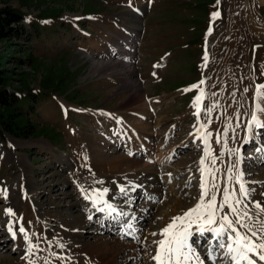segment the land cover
<instances>
[{
    "label": "rangeland",
    "instance_id": "374dc122",
    "mask_svg": "<svg viewBox=\"0 0 264 264\" xmlns=\"http://www.w3.org/2000/svg\"><path fill=\"white\" fill-rule=\"evenodd\" d=\"M5 7L23 14L24 31L0 37V75L32 132L19 137L0 131V189L7 190L6 196L0 194V264H102L92 256L96 249L99 256L111 255L113 264H154L162 228L198 202L202 137L212 133L213 142L203 168L227 173L233 164L228 150L236 149L240 134L227 121L220 99L236 88L246 109L244 124L264 99L255 87L264 85V2L0 0V9ZM135 87L145 94L143 123L137 112L120 107ZM201 91L202 141L199 103H194ZM177 94L181 99L172 100ZM148 96L158 107L150 118ZM141 139L154 145L151 156L162 155L148 158L157 159L156 165L138 150L127 151L130 142L145 149ZM258 149H264L261 129L236 149L250 202L264 196V150ZM133 181L138 184L132 186ZM142 182L146 186L140 189L151 188L145 197ZM104 189L119 210L141 217L133 220L141 224V244L137 233H131L132 241L130 234L115 236L120 227L113 233L103 230V212L89 218L91 204L95 207ZM114 202L109 201L117 209ZM139 206L145 212L138 213ZM115 239L118 246L112 245ZM132 242L140 245L120 250Z\"/></svg>",
    "mask_w": 264,
    "mask_h": 264
},
{
    "label": "snow or ice",
    "instance_id": "6c2138e0",
    "mask_svg": "<svg viewBox=\"0 0 264 264\" xmlns=\"http://www.w3.org/2000/svg\"><path fill=\"white\" fill-rule=\"evenodd\" d=\"M218 13H213V16ZM206 59V57H205ZM204 83L203 80L200 81ZM192 87H196L193 85ZM245 92L248 89H244ZM204 96L203 91L200 95L194 98V103H199ZM257 97L264 98V85H258L256 91ZM216 105L208 108L211 112ZM256 113L250 115V120L246 123L248 132H253V129L264 130V120L260 116H264V99L261 103L256 104ZM200 109L197 108V115ZM254 134V133H253ZM212 133L203 136L204 139V156L200 160V164L204 165L205 158L210 153L209 137ZM227 132L225 131V136ZM220 136L217 135L216 143H220ZM235 139V137H233ZM225 144L227 140L224 141ZM264 149H258L261 151ZM230 155H237L238 150L229 149ZM223 153H221L222 155ZM218 157L212 158V164H216ZM240 159L237 158L235 163L229 165L227 169V179L236 181L232 185L231 190L228 186L224 187L223 198L217 202V192L219 185L215 182V171L212 172L211 188L216 191L211 193L208 190L207 180L203 175L204 169L201 168V194L198 202L192 208L183 212L171 219V222L161 230L160 235L164 237L157 241V251L153 256L154 264H204L198 251V245L203 243V239L208 240L206 248L208 259L215 264L216 257L214 255L216 249H226L224 255L228 260V264H264V202L252 201L251 204L247 203L250 200V189L247 187V182L243 179V171L239 168ZM238 186V187H237ZM98 191V190H94ZM104 189L100 195L107 193ZM121 193H126L127 189L121 187ZM0 194L7 195L6 189H0ZM92 199L91 196L86 197ZM106 207L111 211L116 209L105 202ZM254 206L258 211L255 213L250 211V207ZM103 211V209H101ZM119 215H127L120 212ZM91 218V217H89ZM247 221H254L251 225ZM256 225H259L257 228ZM195 226V227H194ZM132 228V225H128ZM20 231H24L22 228ZM153 235H157L153 233ZM27 239V237H26Z\"/></svg>",
    "mask_w": 264,
    "mask_h": 264
},
{
    "label": "bare ground",
    "instance_id": "6f19581e",
    "mask_svg": "<svg viewBox=\"0 0 264 264\" xmlns=\"http://www.w3.org/2000/svg\"><path fill=\"white\" fill-rule=\"evenodd\" d=\"M259 2H264V0H258ZM252 23V22H251ZM249 26V25H248ZM254 26V25H253ZM253 29V28H252ZM97 64V63H96ZM96 67H99V64L98 65H95ZM100 69V68H99ZM98 69V70H99ZM124 88H128L129 87V85H127V84H125L124 86H123ZM136 88V89H135ZM134 89L135 90H133V92L130 94V96L125 100V101H123V103H122V105L120 106L121 108H127V109H129V110H133L134 112H137L138 114H139V116L140 117H143V118H141V119H139V120H141V122L143 123V119L145 118L144 116H146L147 117V115H146V113L145 112H147L146 111V103H144V104H141L140 102L142 101V99L144 98V96H145V94H143V91H141V89H140V87H135ZM228 94H230L229 95V97L228 98H221L220 99V105H221V108H224L223 110L226 112V113H228L227 115L229 116V118H228V120L227 121H230V125L231 126H233V127H236L237 128V132L240 134V136H239V138H238V145L236 146V149H237V147L239 146V144H240V141H242L243 139H245V138H249V137H255V129H253V132H248V130H247V128H246V123L244 124V116H245V112H246V109H245V106H244V102H243V100H242V97L240 96V94L239 93H236V88L235 87H232V88H228ZM237 95V96H236ZM258 103H261V100H259L258 101ZM148 108V110H149V107H147ZM233 112H235V114L237 113V116H236V118L235 119H233ZM260 118L262 119V120H264V116H260ZM226 120V119H225ZM246 120V119H245ZM137 121H138V119H137ZM136 121V122H137ZM138 122H140V121H138ZM139 124V123H138ZM254 133V134H253ZM238 134V135H239ZM244 137V138H243ZM241 138H243V139H241ZM202 139H203V137H202ZM211 139H213L212 137H211ZM211 141H214V140H211ZM203 142H204V139H203ZM213 144V142H209V147H211V145ZM204 146H205V144H204ZM234 148V147H233ZM232 148V149H233ZM235 149V150H236ZM219 157H221V156H219ZM208 158V157H207ZM206 158V159H207ZM237 158H239L240 159V163H241V158L239 157V156H237V155H231V156H229V159H228V161H231L232 160V162L233 163H235V161L237 160ZM208 160V159H207ZM242 166V165H241ZM204 172H203V175H204V177L206 178V180H207V186H208V190H209V192L211 193L212 191H216L215 189H213V188H211V184H212V172H210L209 171V167H207V166H204ZM241 169V168H240ZM244 173V172H243ZM245 174V173H244ZM201 175V172L199 173L198 172V175L197 176H200ZM227 175H228V173H219V172H216L215 173V182L219 185V191L217 192V202L219 203V201L223 198V190H224V187L225 186H228L229 187V190H231V187H232V185H235L236 184V181L234 180V179H232V180H228L226 177H227ZM245 180V179H244ZM138 184V182H131L130 184H132V186L133 185H135V184ZM171 183V182H170ZM173 183V182H172ZM170 184L169 185V187H174V185L173 184ZM137 186H139V185H137ZM146 186V185H145ZM238 187V186H237ZM147 188V187H146ZM263 189V195H264V187L262 188ZM146 191V190H145ZM201 191V190H200ZM251 194V193H250ZM155 195V194H154ZM130 196H135L134 194H131ZM130 196H128V198L130 197ZM131 198H133V197H131ZM130 199V198H129ZM131 200V199H130ZM96 201H97V204H96ZM109 201L110 202H114L113 201V199H112V197L111 196H108L107 197V195L106 194H103L102 196H100V198H99V200H97L96 198H95V207H97L98 209L100 208V209H103V211H105V215H109V220H106V219H104L101 223H102V225L103 226H112L113 225V223L116 221V220H114V219H116V218H111L110 217V215L112 214V213H116L118 216H119V207H118V205L116 206V210L115 211H111L110 212V210L106 207V204H105V202H107V204H111V203H109ZM257 201H261V202H264V196H263V198L262 199H259V200H257ZM176 202V201H175ZM247 203H249V204H251V202L250 201H247ZM112 205V204H111ZM195 205V204H194ZM113 206V205H112ZM186 206V205H185ZM145 208L143 207V206H139V211H138V213H143V212H145V211H143ZM187 209V208H186ZM127 212H128V216H129V218H131L129 221H125V222H123V221H121V223L119 224L120 226V230H121V232L119 233V234H126L127 232H129V233H133V234H135V233H137L138 234V232H140L141 230H140V226L139 225H137L136 223H134L135 221H133V220H135V218H137L138 217V214L134 211H130V210H127V209H125ZM118 211V212H117ZM250 211L251 212H253V213H255L256 211H258V209H256V208H253V207H250ZM184 212H185V210H184ZM131 214V215H130ZM183 214V212L180 214V215H182ZM110 222V223H109ZM250 225L252 224V223H254V221H247ZM12 224H13V229H15L16 228V226L17 225H15V221H13L12 220ZM112 224V225H111ZM129 224H131L132 225V228H129L128 227V225ZM136 227H137V231L135 230L136 229ZM195 227V226H194ZM256 227L258 228L259 227V225H256ZM118 234V233H117ZM118 237H119V235H117ZM161 238V237H160ZM138 239L140 240V237H138ZM138 241V240H137ZM114 244H112L113 246H118V240L117 239H115V241L113 242ZM140 244L142 243L141 242V240H140V242H139ZM139 243H128V244H125L124 246H120L119 248H120V250L122 249H125V247H135V248H138V245H140ZM204 243V242H203ZM202 243V244H203ZM98 246V245H97ZM207 246H208V242H207V244H206V248H207ZM202 247H204V246H201V244L200 245H198V251H199V253H200V256H201V258L204 260V264H212V262L211 261H209V259H208V254H207V251H206V253H204V255L200 252L201 251V249H202ZM118 248V247H117ZM101 249H102V247H101ZM103 250H105V248L103 249ZM102 250V251H103ZM126 250V249H125ZM137 250V249H136ZM99 251H101V250H94V254H92V256L93 257H95V258H99L100 260H101V262H102V264H113V257L111 256V255H106V256H102V254L99 256ZM134 251H135V249H134ZM225 251H226V249H224L223 250V253H225ZM107 253V252H106ZM134 253V252H133ZM135 255H137V254H135ZM222 256V261H223V264H228V260L225 258V255L223 256V255H221ZM215 264H217V263H215ZM257 264H260V262H257Z\"/></svg>",
    "mask_w": 264,
    "mask_h": 264
},
{
    "label": "trees",
    "instance_id": "16d2710c",
    "mask_svg": "<svg viewBox=\"0 0 264 264\" xmlns=\"http://www.w3.org/2000/svg\"><path fill=\"white\" fill-rule=\"evenodd\" d=\"M23 14L11 7L0 9V37H9L23 33V26L19 23ZM15 24V25H13ZM5 78L0 75V131H6L16 136H27L31 133L29 124L26 122L23 111L17 109L13 103L16 99L3 86ZM13 107V108H12ZM16 109V110H15Z\"/></svg>",
    "mask_w": 264,
    "mask_h": 264
}]
</instances>
